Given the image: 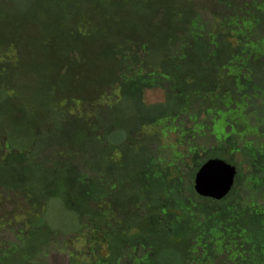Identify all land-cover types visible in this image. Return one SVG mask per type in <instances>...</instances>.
Returning <instances> with one entry per match:
<instances>
[{"label":"trees","instance_id":"trees-1","mask_svg":"<svg viewBox=\"0 0 264 264\" xmlns=\"http://www.w3.org/2000/svg\"><path fill=\"white\" fill-rule=\"evenodd\" d=\"M252 1L258 17L238 11L227 17L187 14L180 26L177 13L167 12L166 47L174 36L185 47L173 54L161 56V43L151 45L147 37L135 41L132 33L120 31L109 50L113 86L106 85L102 97L114 104L104 107L108 132H122L126 140L104 148L103 157L94 156L107 177L101 166L98 172L87 163L38 168L19 155L9 156L0 165V201L5 193L23 189L29 204L17 227L3 225L0 216V247L18 245L21 230L40 227L48 236L34 252L20 254L22 264H35L37 256L45 264H61L59 256L67 264H264V109L252 104L256 96L264 104V89L252 75L255 64L264 63V0ZM153 90L164 92L163 103L146 104L145 94ZM63 102L60 113L70 120L64 133L76 140L91 135L88 114L87 121L78 114L70 119L68 113L76 109ZM126 102L153 116L145 118L136 107V126H122L121 119L130 121ZM93 112L88 108L92 117ZM135 136L141 142L137 177L122 187L109 186L120 179V156L125 158ZM8 140L3 134L0 148L7 143L18 153ZM210 160L237 169L234 188L221 201L195 191L196 175ZM129 184L136 186L131 201L126 199L131 190L120 193ZM55 201L77 226L76 248L68 247L70 234L50 232L44 210ZM6 254L0 250V264H11Z\"/></svg>","mask_w":264,"mask_h":264},{"label":"rangeland","instance_id":"rangeland-1","mask_svg":"<svg viewBox=\"0 0 264 264\" xmlns=\"http://www.w3.org/2000/svg\"><path fill=\"white\" fill-rule=\"evenodd\" d=\"M234 11L243 15L249 13L251 17L259 16L252 0H0V137L7 134L9 145L18 152H10L6 143L4 149L0 148V165L9 156L16 155L38 168L76 161L93 165L96 170L101 166L103 175L107 177L105 166L101 162L98 166L93 161L94 156L103 157L104 148L109 149L111 144L126 140V135L116 129L108 132L110 116L104 107L114 104L106 103L102 97L104 87L113 86L111 64L114 61L110 60L109 50L113 43L119 41L120 31L132 33L135 41L146 40L143 37H147L151 45L161 43L163 50L159 54L163 56L170 50L173 54L185 49L184 43L176 36L171 46L165 45L168 27L164 19L167 12H176L178 23L183 26L187 14H221L227 17ZM95 51L97 55L91 57ZM152 58L153 55L151 61ZM252 75L257 87L264 89L262 61L255 64ZM165 98L162 90L145 94L147 105L163 103ZM64 100L76 109V112L68 113L73 114L70 119H75L78 114L79 118L87 121L88 114L93 123L91 135L83 133L76 140L64 133L70 121L64 118L66 114L60 113ZM253 103L262 112L263 101L256 96ZM125 107L130 121L121 119L124 122L122 126H136L137 109L145 118L153 116L151 111L137 106L136 109L130 102H126ZM88 108L94 110L93 117ZM137 138L135 136L132 140L136 139L135 144L130 142L131 145L124 149L125 158L120 156V179L115 177L109 186L119 184L122 187L125 180L137 177L140 162L136 158L141 154V142ZM30 140L32 151L28 150L32 147ZM135 189V185L129 184L120 189V193L131 190L126 197L131 201ZM28 196L23 189L5 193L0 201L3 225L17 227L20 224L22 208L29 204ZM44 216L48 219L50 232L70 234L73 239L68 247L76 248L79 241L74 235L77 226L60 201L44 210ZM39 228L21 230L17 237L20 243L16 246L0 247L8 255L11 253L9 256L6 254L11 264H22L20 254L34 252L40 238L44 240L48 236L43 235ZM34 261L35 264H45L40 256L34 257ZM57 261L67 264L64 256H59Z\"/></svg>","mask_w":264,"mask_h":264},{"label":"water","instance_id":"water-1","mask_svg":"<svg viewBox=\"0 0 264 264\" xmlns=\"http://www.w3.org/2000/svg\"><path fill=\"white\" fill-rule=\"evenodd\" d=\"M236 177V167L222 160H210L196 175L195 191L202 198L221 201L232 192Z\"/></svg>","mask_w":264,"mask_h":264}]
</instances>
